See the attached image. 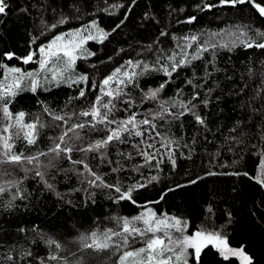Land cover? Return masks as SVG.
Returning a JSON list of instances; mask_svg holds the SVG:
<instances>
[{"label":"trees","instance_id":"obj_1","mask_svg":"<svg viewBox=\"0 0 264 264\" xmlns=\"http://www.w3.org/2000/svg\"><path fill=\"white\" fill-rule=\"evenodd\" d=\"M5 3L8 7L0 14V74L5 67L31 69L26 75L35 74L39 63H24V58L30 53L35 58L57 34L91 21L108 35L85 43L83 55L72 65V80L49 82L45 71L32 91V75H28L26 86L0 100V137L8 127L11 151L23 157L44 154L39 155L38 165L26 160L0 162L4 189L0 191V264H118L124 251L143 246L151 234L130 238L128 246L119 250L100 252L84 249L80 238L92 232L102 237L108 229L119 231L124 218L131 220L145 210L179 219L186 224L184 234L216 233L229 248H243L251 264H264V188L255 179H264V48L245 46L264 43V16L253 4ZM255 3L264 6V0ZM7 53L13 54L11 59ZM181 60L187 62L171 71V65ZM116 69L121 74L110 81L108 92L113 95L108 96L103 82ZM124 72L135 73L130 82ZM82 76L87 79L80 80ZM156 89H160L157 96L149 98ZM6 101L12 119L4 115ZM93 106L107 112L109 122L97 123L81 115ZM21 112L24 123L36 125L33 144L15 126L14 118ZM131 116L138 122L136 129L122 132L104 148L82 151L105 140ZM143 120L150 123H139ZM77 124L84 127L75 128ZM65 133L61 147H71L72 152H50ZM145 152L154 156L150 162L142 155ZM4 159L0 155V161ZM84 164L102 185L89 183L95 176L85 171ZM136 185L143 187H136L131 199H120ZM136 226L144 227L141 222ZM219 252L206 243L199 260L191 257L190 262L239 264L235 256L225 258Z\"/></svg>","mask_w":264,"mask_h":264},{"label":"snow or ice","instance_id":"obj_2","mask_svg":"<svg viewBox=\"0 0 264 264\" xmlns=\"http://www.w3.org/2000/svg\"><path fill=\"white\" fill-rule=\"evenodd\" d=\"M221 4H230L232 6H235L237 4H245V3H252L253 6L257 9L259 14L261 16H264V6H261L259 4L255 3V0H220ZM8 5L5 3V0H0V14H4L6 8ZM194 19V18H192ZM63 22V21H61ZM123 23V21H121ZM93 28H97L95 23L91 26ZM119 27V25H117ZM87 31V29H85ZM97 31L99 33V36L101 39L106 38L108 33H105L102 29H98ZM115 31V29H113ZM75 36H80V30H77L76 33L72 34ZM241 35H246V33L241 32ZM94 37L92 35H89L87 39H93ZM65 39L64 36H56L47 46H42L39 51L41 53V60H40V67L41 70L48 69V66L50 63L54 62L53 58H55L56 61L62 60L64 63L63 68H55L51 69L52 71V79L54 81H59L64 78V72L67 71L72 67V65L75 63V60L77 58L76 53L77 51H83L81 48V45L83 43V38L80 39L79 43L75 41H68V43L62 44L60 43ZM192 40H195L196 37H191ZM242 43H244L242 41ZM227 46V45H225ZM235 46V45H233ZM246 47H258V48H264V43H245ZM205 51L207 49H204ZM62 54V55H61ZM91 55V53H88ZM11 53H7L6 56L11 59L12 58ZM32 55L29 54L26 58H24V63H28L32 60ZM186 60H181L178 63H173L171 65V71H176V69L180 66H182L184 63H186ZM131 64V61L128 62ZM145 69L148 68L147 65L144 66ZM8 73H19L20 69L18 68H11L7 70ZM165 73L167 75H171V72L168 71L167 68L164 69ZM120 69H116V71L113 73L112 76L108 77L104 80V85H108L110 81L115 79L118 75H120ZM29 76L32 74L29 73ZM122 75L126 78H128L129 82L131 81V77L135 75V73H128L124 72ZM23 74H21L20 77H17L14 81V83L11 84H0V100H4L6 97L14 96L16 93L13 89H19L21 87L20 80L23 79ZM87 77H80V80H86ZM76 81H72V83H75ZM123 80H120L119 83H123ZM32 84V91L36 90V87L38 86V82L33 79L31 80ZM164 85H161L160 87L163 88ZM160 89H156L154 91H151L149 94V98H155L158 94ZM84 91H80V96H84ZM108 96H112V92L106 93ZM99 101V97L97 98ZM110 103V102H109ZM103 107L105 109H109V104H104ZM110 111V109H109ZM3 112L6 118L12 119L10 113L8 112L7 108V101L5 102V106L3 108ZM183 114V113H182ZM81 115L83 116H91L93 121H96L97 123H106L109 122L107 120V112L101 113L100 108L93 106L92 110L90 112H82ZM23 116L24 113H19L14 119L16 121V125L19 127V130L23 132L24 139L27 140L29 144L35 143V124H24L23 123ZM57 120L63 119L62 117L56 116L54 117ZM197 121L200 123H203L202 120H200V117H196ZM139 123L142 124H149L150 122L148 120L140 121ZM138 126V122L136 121L135 116L129 117L127 120L121 121L119 126L116 129L111 130V133L107 136L105 140L98 141L94 145H90L87 149H82V151H94L99 150L101 148H104L109 142L113 141L114 139H119L122 132H127L130 129L134 130ZM75 128H83V124H77L74 126ZM9 129L6 127L4 129L5 132H7ZM135 134L137 136L141 135L139 131H136ZM65 136H67V133L62 135L59 139L61 143H58L55 145L53 149H50V152L56 153V155H60L61 152L64 153H71L72 148L71 147H61V144L65 142ZM11 137H0V141H3V153H0V155L4 156V160L0 162H6V163H12V164H20L23 161H27V163L32 164L33 162H36V164H39V155H44L43 153L38 154L37 156L33 157H23L22 154H15L11 151L12 145L9 143V140ZM170 143V142H169ZM152 145H149L151 147ZM144 155L146 162H150L154 156L150 155L149 153H142ZM74 163H83L82 161H75ZM173 166L175 167V161H173ZM261 168H264V160L261 162ZM85 171L89 172V174L95 176L94 173H91V170L88 168L87 164H84ZM214 174V173H209ZM37 176L43 177V173L40 171L36 172ZM153 180L156 179V177L152 178ZM258 183H260L262 186H264V179H261L259 176L255 178ZM100 181V184H103V181L99 176H95V179L89 181L90 184L97 185L96 182ZM193 183H195L193 181ZM105 187H114L111 185H104ZM51 188V185H49ZM136 187H143V185H136L133 188H130L128 192L121 193L120 199H131V193ZM179 187V186H178ZM171 190V189H170ZM0 191H4L2 187H0ZM115 191L120 192L119 187H115ZM137 222H142L144 225L143 228L137 227ZM186 227V224L182 225L181 221L176 218H170L165 216L157 217L155 213L151 212V210L142 213L139 216L133 217L131 220L124 218L122 222V228L119 231L108 229L106 232L103 233L102 237L99 236L96 232H92L90 236H82L81 243L82 247L84 249H93L94 251L100 252L104 251L110 248H115L116 250H119L121 247H127L130 238H133L135 236L139 237H145L147 234H151V237L147 239L145 247H142L138 250L134 251H124L122 255H120L119 260L120 264H187L186 259V252L189 248H192L195 250V254L197 257V260H199L200 252L202 248L205 246L206 243H215V246H217L218 250L220 251L221 255L225 256L227 258L228 254L237 255L243 257V260L245 264H251V261L249 257H247L244 254L243 248L241 249H231L228 247L227 241L222 238L220 235L216 233H206V232H197L193 236H183L184 228ZM170 230H174L176 232L181 233V237L174 238L171 234ZM157 233H163V236L157 235ZM115 238H119V242L116 241ZM165 240L167 242H165ZM90 241V242H89ZM51 243V241H49ZM57 247H60L57 245ZM170 254V255H166ZM51 259H57V257L52 256Z\"/></svg>","mask_w":264,"mask_h":264},{"label":"rangeland","instance_id":"obj_3","mask_svg":"<svg viewBox=\"0 0 264 264\" xmlns=\"http://www.w3.org/2000/svg\"><path fill=\"white\" fill-rule=\"evenodd\" d=\"M93 23H95V25L97 26V28L98 29H101V27L97 24V22L96 21H91V22H89V23H87V24H85V25H83V26H81V27H79V28H76V29H72V30H70L69 29V31H66V32H62V33H59V34H57L56 36H64L65 37V39L63 40V41H61L60 43H62V44H65V43H68V41H75V42H77V43H79V41H80V39L81 38H83V43H82V45H81V48L83 49V51H77V53H76V56L77 57H80V56H82L83 55V53H84V46H85V43L87 42V41H89V40H95V41H100V40H102L101 38H100V36H99V33H98V31H97V28H93V27H91L92 25H93ZM85 29H87V31H85ZM77 30H80V36H75V35H72V34H74V33H76L77 32ZM89 35H92L94 38L93 39H87V37L89 36ZM55 36V37H56ZM55 37H53L49 42H46V44L44 43V45L43 46H47ZM42 47V46H41ZM40 47V48H41ZM62 55V54H61ZM36 57L35 58H33L32 57V60H34V61H36V62H38L39 63V66H38V68H37V72L35 73V74H32V76H31V80H33V79H35L36 81H38V79H41V77H43L44 75H45V71L46 72H48V75H49V77H48V80L47 81H49V82H56V81H54L53 79H52V71H51V69H55V68H63L64 67V63H63V61L62 60H60V61H56L55 60V58H53V61L54 62H52V63H50L49 64V66H48V69H46V70H41V67H40V60H41V53H40V51H38L37 52V54L35 55ZM11 68H16V67H5L3 70H2V73L0 74V84H4V85H7V84H11V83H14V81H15V79L17 78V77H20L21 76V74H23V79H21L20 80V85H21V87L20 88H22V87H24V86H26V83H25V78H26V76H28V75H26V73H28L29 72V70H31V69H20V68H18V69H20V72L19 73H8V69H11ZM72 67L70 68V69H68L67 71H65L64 72V78L62 79V80H65V81H69V80H72L73 79V77H71V74H72ZM32 70H34V69H32ZM78 78V77H77ZM31 80L29 81L30 82V84H31ZM60 81V80H59ZM109 86H110V83L108 84V85H105V87H104V92H108V89H109ZM19 88V89H20ZM19 89H13L15 92L17 91V90H19ZM0 91H2V89H0ZM11 97V96H10ZM10 97H6L5 98V100H8ZM6 119H9V118H6ZM24 123V122H23ZM24 124H26V123H24ZM4 137H10L9 136V133L8 132H5V135H4ZM263 188H264V186H263ZM145 212H147V210H145V211H143L142 213H145ZM141 213V214H142ZM140 214V215H141ZM167 217H170V216H167ZM170 218H175V217H170ZM177 219V218H176ZM142 223V222H141ZM182 224V223H181ZM171 231V234H172V236L174 237V238H179V237H181V235L179 236V232H176V231H174V230H170ZM195 233H197V232H194V233H192V234H184L183 233V236H193V235H195ZM157 235H160V236H163V235H161V234H159V233H157ZM151 237V236H150ZM149 237V238H150ZM148 238V239H149ZM165 242H167L166 240H165ZM145 245H146V243L145 244H143V246H141V247H139V248H137V249H135V250H138V249H140V248H142V247H145ZM231 249H240V248H231ZM132 251H134V250H132ZM220 253V252H219ZM221 254V253H220ZM245 254V253H244ZM166 255H170V254H166ZM232 254H228V256H231ZM246 255V254H245ZM223 256V255H222ZM232 256H235L237 259H238V261H239V264H245V262H244V260H243V257H241V256H237V255H232ZM247 256V255H246ZM120 257V256H119ZM191 257H194V259L196 258V254H195V250L194 249H192V248H189L188 250H187V252H186V259H187V264H192L191 262H190V258ZM223 257H225V256H223ZM248 257V256H247ZM118 264H120V260H119V263Z\"/></svg>","mask_w":264,"mask_h":264},{"label":"water","instance_id":"obj_4","mask_svg":"<svg viewBox=\"0 0 264 264\" xmlns=\"http://www.w3.org/2000/svg\"><path fill=\"white\" fill-rule=\"evenodd\" d=\"M214 247H215V249L217 248V246H215V243L213 242V243H211Z\"/></svg>","mask_w":264,"mask_h":264}]
</instances>
